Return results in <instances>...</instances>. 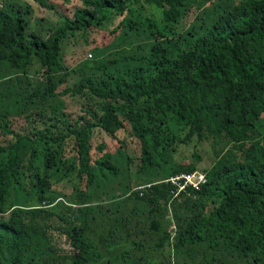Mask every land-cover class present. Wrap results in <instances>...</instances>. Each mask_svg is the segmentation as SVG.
Wrapping results in <instances>:
<instances>
[{
    "label": "trees",
    "instance_id": "obj_1",
    "mask_svg": "<svg viewBox=\"0 0 264 264\" xmlns=\"http://www.w3.org/2000/svg\"><path fill=\"white\" fill-rule=\"evenodd\" d=\"M209 1L36 0L41 31L0 0V264H264V0ZM194 141L203 170L169 154ZM194 171L174 198L165 179Z\"/></svg>",
    "mask_w": 264,
    "mask_h": 264
},
{
    "label": "rangeland",
    "instance_id": "obj_2",
    "mask_svg": "<svg viewBox=\"0 0 264 264\" xmlns=\"http://www.w3.org/2000/svg\"><path fill=\"white\" fill-rule=\"evenodd\" d=\"M23 1L31 4L33 7L34 15L31 19V30H41L42 31L43 27L45 29H47L50 27L49 24L52 25V22H55V19L51 16H48L46 13L47 11L35 2L36 0H23ZM224 2H225V0H214V1L205 2L203 6L207 7V6H211L212 4H215V9H216L215 14H217L226 5V3H224ZM37 5H39V7ZM67 8H69V7L66 6V9ZM70 9H72V8H70ZM73 10H74V8H73ZM211 10H212V8L209 9V12ZM152 11H155L156 13H158L157 10H155V9H151V12ZM211 21L209 20V24L211 23ZM196 25H199V24H196ZM140 29H143V27H140ZM100 33L102 35H104L106 32L100 31ZM77 39H79V37ZM149 47H150V41L146 35L131 37L130 39L127 40V47L126 48L128 50L133 51L131 53L141 54V53L148 51ZM70 51H71V48H68V47L65 50V57L67 60H70L72 58L71 57L72 54H70ZM93 59H94V57H92L91 55H88L85 58V60H87V61H92ZM119 135L123 139L126 140V145H127L126 150H127L128 154L132 155L134 160L138 162V159L140 156L138 140L135 137L126 138L125 132L124 133L121 132V133H119ZM169 154L172 156H176L175 158L179 164H181V165L195 164L197 166V168H199L200 170H203L205 167L211 166L215 161V153H214V150L212 149V147L208 146L207 144H197V141H194L193 143H191L189 145L179 147V152L177 153V155H175L173 151H170ZM196 154H199L201 156L200 159L194 157V155H196ZM158 165L159 166L161 165V163L159 161H158ZM113 166H115V165H113ZM131 167H132L131 177H134L133 178L134 180L138 179L139 174L137 172L136 166L132 165ZM161 168L166 169L163 166ZM116 186H117V184L113 181L106 187L107 190H110V196H111L112 191L116 190ZM97 195H98V193H97ZM99 196H100V194H99ZM114 197L118 198L117 192L115 193ZM102 198H103V195H101L100 199H102ZM110 200H111V198H110ZM115 209H117V207L113 206L112 210H115ZM147 226H148L147 223L145 221H143V215H136L135 221L131 225L132 231H131V236L128 240V243L129 242L132 243L133 241H138V242L144 241L145 243H147L149 241V234H148L149 230H148ZM55 243H57L60 246L61 241H59L56 237ZM165 253H166L167 261H168V263H166V264H175L173 253L170 255L168 250H166Z\"/></svg>",
    "mask_w": 264,
    "mask_h": 264
},
{
    "label": "built area",
    "instance_id": "obj_3",
    "mask_svg": "<svg viewBox=\"0 0 264 264\" xmlns=\"http://www.w3.org/2000/svg\"><path fill=\"white\" fill-rule=\"evenodd\" d=\"M172 187V195L174 198L180 197L183 193L198 192L207 183L206 174L201 171L191 173H182L165 179ZM143 189V187H139ZM143 195V192H141Z\"/></svg>",
    "mask_w": 264,
    "mask_h": 264
}]
</instances>
